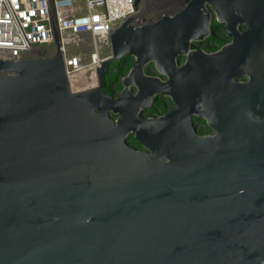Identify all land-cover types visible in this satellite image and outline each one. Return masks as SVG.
Here are the masks:
<instances>
[{
	"label": "water",
	"instance_id": "obj_1",
	"mask_svg": "<svg viewBox=\"0 0 264 264\" xmlns=\"http://www.w3.org/2000/svg\"><path fill=\"white\" fill-rule=\"evenodd\" d=\"M176 2L64 54L53 20L51 57L0 59V264H264V0ZM213 21L233 41L193 49Z\"/></svg>",
	"mask_w": 264,
	"mask_h": 264
},
{
	"label": "built area",
	"instance_id": "obj_2",
	"mask_svg": "<svg viewBox=\"0 0 264 264\" xmlns=\"http://www.w3.org/2000/svg\"><path fill=\"white\" fill-rule=\"evenodd\" d=\"M135 0H0V59L51 57L53 20L62 54L110 36L126 20ZM146 13L134 26L171 15L176 0H142Z\"/></svg>",
	"mask_w": 264,
	"mask_h": 264
},
{
	"label": "flooded vegetation",
	"instance_id": "obj_3",
	"mask_svg": "<svg viewBox=\"0 0 264 264\" xmlns=\"http://www.w3.org/2000/svg\"><path fill=\"white\" fill-rule=\"evenodd\" d=\"M212 26H213V30H210V35L207 37V39L201 45L193 44L192 45L193 49L194 48H201L205 53L212 54V53H215L216 51H220L223 46L228 45L233 41L232 35H229L226 32L225 25L223 23L214 24V21H213ZM214 26H216V28H214ZM236 28L240 32L245 33L247 31L248 25L243 24V23H239V24H237ZM123 59H125V58H123ZM184 60H185V58L181 57L178 60V64L179 65L183 64ZM152 72L155 73L154 75H158L156 70L153 67L145 68V73L150 75V74H152ZM116 73H117L116 68H113V70H110L109 74L111 75V79L108 80L107 83L105 84L106 88L111 87V85L113 86L115 83H117V81H119L118 78L116 77ZM162 79H164V78H162ZM233 79L235 82H249V76L248 75L234 76ZM118 92H115L111 96L116 95ZM174 106H175V104L173 103V101L170 97L158 96L156 98H153L152 104L143 112L142 117H144V118H146V117H157V116L163 115L167 111L172 109ZM192 126L194 127L195 132L201 136L211 135V134L215 133V131L207 125V123L203 117L192 116ZM132 138L133 137H131L128 140V143ZM131 146H133V145H131ZM133 147L135 148V146H133ZM135 149L141 150L142 147L135 148Z\"/></svg>",
	"mask_w": 264,
	"mask_h": 264
},
{
	"label": "trees",
	"instance_id": "obj_4",
	"mask_svg": "<svg viewBox=\"0 0 264 264\" xmlns=\"http://www.w3.org/2000/svg\"><path fill=\"white\" fill-rule=\"evenodd\" d=\"M214 28H216V26H214ZM132 64H133V58L128 56V57H125V59L120 60V62L114 65L115 66L114 68L117 69L116 77L118 78V80L127 74ZM121 88L122 86H121L120 81H117V83H115L113 86L111 85V87L106 88L104 86V91L107 94L112 95L115 92H118ZM129 144L135 146V148L141 147V145L137 143L133 138L129 141Z\"/></svg>",
	"mask_w": 264,
	"mask_h": 264
},
{
	"label": "rangeland",
	"instance_id": "obj_5",
	"mask_svg": "<svg viewBox=\"0 0 264 264\" xmlns=\"http://www.w3.org/2000/svg\"><path fill=\"white\" fill-rule=\"evenodd\" d=\"M114 65H115V62H112V63L110 64V68H113ZM109 73H110V72H108V73L106 74V79H107V80H110V79H111V75H110ZM154 74H155V73L152 72V74H150V75H154Z\"/></svg>",
	"mask_w": 264,
	"mask_h": 264
}]
</instances>
